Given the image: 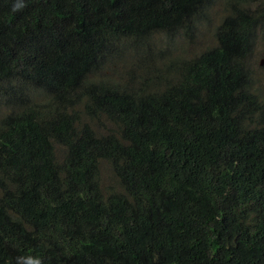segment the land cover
Wrapping results in <instances>:
<instances>
[{
  "label": "trees",
  "instance_id": "16d2710c",
  "mask_svg": "<svg viewBox=\"0 0 264 264\" xmlns=\"http://www.w3.org/2000/svg\"><path fill=\"white\" fill-rule=\"evenodd\" d=\"M221 1L158 68L218 0H0V264H264V0Z\"/></svg>",
  "mask_w": 264,
  "mask_h": 264
},
{
  "label": "rangeland",
  "instance_id": "374dc122",
  "mask_svg": "<svg viewBox=\"0 0 264 264\" xmlns=\"http://www.w3.org/2000/svg\"><path fill=\"white\" fill-rule=\"evenodd\" d=\"M255 7V5H254ZM225 13L224 10V4L221 0H218L217 5L215 7H212L208 11V17L206 21L201 24L198 28V32H195L192 37H186L185 40H178L175 44H173L168 50L171 51L170 55H160V61H159V55H153V58L157 61L154 63L158 68L162 67L160 63H167L170 59L179 60L184 57H192L195 54L203 51L206 47H212L215 43L213 39V33L215 28L219 25V22ZM163 40L159 42L153 49L155 53H164L167 52L168 47V41ZM173 43V42H172ZM172 49L173 52H172ZM131 58V57H128ZM263 61V64L260 65V62ZM118 65L122 66V74L121 79L122 81H125L129 75V70L131 69L132 72L137 75L138 70L136 68L137 60L134 58L133 62L130 63V69L127 71V64L123 62H118ZM249 64L251 65L252 69V75L256 83V87L258 88V92L261 95V98L264 100V45L260 40V36L257 33L255 37V42L253 43V50L251 52V55L249 57ZM108 73V72H107ZM130 77H133L130 74ZM2 110V107H0ZM0 110V113H1ZM102 124V123H101ZM103 125V124H102ZM105 170H103V182L105 185L109 184L112 180L110 178L109 171L106 166Z\"/></svg>",
  "mask_w": 264,
  "mask_h": 264
},
{
  "label": "clouds",
  "instance_id": "9594fccd",
  "mask_svg": "<svg viewBox=\"0 0 264 264\" xmlns=\"http://www.w3.org/2000/svg\"><path fill=\"white\" fill-rule=\"evenodd\" d=\"M21 260H23V264H43L42 259L36 256H27L26 258H17V264H20Z\"/></svg>",
  "mask_w": 264,
  "mask_h": 264
},
{
  "label": "water",
  "instance_id": "95a60500",
  "mask_svg": "<svg viewBox=\"0 0 264 264\" xmlns=\"http://www.w3.org/2000/svg\"><path fill=\"white\" fill-rule=\"evenodd\" d=\"M262 64H263V61L260 62V65H262Z\"/></svg>",
  "mask_w": 264,
  "mask_h": 264
}]
</instances>
